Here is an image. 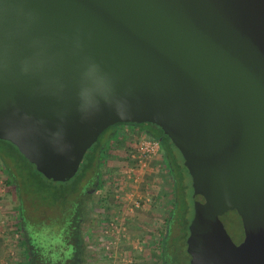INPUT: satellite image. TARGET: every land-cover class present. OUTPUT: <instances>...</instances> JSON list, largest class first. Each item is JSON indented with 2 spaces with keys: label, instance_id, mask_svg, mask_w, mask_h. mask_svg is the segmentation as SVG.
Returning <instances> with one entry per match:
<instances>
[{
  "label": "water",
  "instance_id": "water-1",
  "mask_svg": "<svg viewBox=\"0 0 264 264\" xmlns=\"http://www.w3.org/2000/svg\"><path fill=\"white\" fill-rule=\"evenodd\" d=\"M115 124L180 153L187 264H264V0H0V140L64 182Z\"/></svg>",
  "mask_w": 264,
  "mask_h": 264
},
{
  "label": "flooded vegetation",
  "instance_id": "flooded-vegetation-1",
  "mask_svg": "<svg viewBox=\"0 0 264 264\" xmlns=\"http://www.w3.org/2000/svg\"><path fill=\"white\" fill-rule=\"evenodd\" d=\"M140 137H148L156 144L153 161L163 168L162 178H165L167 183L164 184L167 190L165 189L166 193L162 194L161 200L160 211L163 217L158 226L154 227L156 233L154 232L151 246L153 264H176L175 246L188 239L194 211L192 209L189 215L186 200L182 198L177 185L178 180L173 170L174 156L169 148L174 146L158 128L148 124H115L105 129L84 154L81 161L85 159L83 171L74 190L50 202L22 189L10 166L9 158L0 151V203L6 215V224L11 225L13 229V216L18 212L23 232L27 227L34 228V224L42 228L66 222L73 243L76 241L75 234L81 239L80 264H100L104 256L102 243L105 241V229L110 220V213L114 206L116 213H121V209L126 207L125 194L142 182L135 181L134 176H131L136 170L131 152ZM22 158L25 159L23 156ZM120 162H125V165L119 166ZM126 167L133 169L132 174L127 173ZM135 197H140L139 193H135ZM181 206H184L183 212L180 211ZM139 208L140 206L134 211ZM14 239L18 241V245H22L24 255L29 260L30 251L25 233L22 242L17 236H14Z\"/></svg>",
  "mask_w": 264,
  "mask_h": 264
},
{
  "label": "rangeland",
  "instance_id": "rangeland-1",
  "mask_svg": "<svg viewBox=\"0 0 264 264\" xmlns=\"http://www.w3.org/2000/svg\"><path fill=\"white\" fill-rule=\"evenodd\" d=\"M138 143V140L135 142V144ZM134 144V145H135ZM172 150V154L174 156V163H173V170L175 177H177V185L180 190V193L182 195V198L186 200L187 207L189 208V215H191L192 212V183L191 178L189 174L187 173L183 159L180 155V153L177 151L175 147L170 146ZM0 151L2 154H4L7 158L10 160V166L14 170L15 175L17 179L20 181V184L22 185V189L25 192H31L34 195H36L39 199L43 197L47 201H52L60 195H66L72 192L74 188L76 187V181L79 179V177L82 174L83 171V164L84 161L81 162L79 165L78 171L75 174V176L69 180L68 182L61 183L59 181H49L45 179L41 174H39L35 167L31 165L29 162H27L25 159L22 158V156L17 152V150L8 142L0 141ZM133 151L131 154H133ZM130 154V155H131ZM117 165V164H116ZM119 166H124L125 162H120L118 164ZM161 165L158 162L153 161L148 167L145 174L143 175L142 182L139 184V186L136 188L134 187L131 192L135 193H141V195L145 196L143 200H141L140 208L137 210V212H140V217L142 219L134 218L130 223L128 224L130 226V235H133L134 241H138V246L140 248V254H137V264H153V249L152 241L153 237L155 235V228L157 227L160 220L163 217V213L160 211L162 208L161 206V200H162V194L165 192V189L167 190V186L164 184H167L165 181V178L163 177V168L160 167ZM125 169V168H124ZM127 171V167H126ZM166 193V192H165ZM116 206H114L112 212L110 213V217L116 218L119 217V213H116L115 209ZM184 211V206H181L180 211ZM137 213V214H138ZM143 216V217H142ZM1 219H5L4 217ZM115 221V220H114ZM189 221V217H188ZM36 223V222H35ZM39 225L34 224V227L38 229ZM155 232V233H154ZM12 238V237H11ZM104 238H106L104 236ZM141 244V245H140ZM185 242L178 243L175 247L178 251V257L175 261L176 264H187L186 263V257H185ZM135 245V244H134ZM10 250L7 248L5 250V247L1 249V256L6 253V256L9 258H12L15 263L18 262L19 259V245L18 241L14 239L13 242L9 244ZM103 246V243H102ZM133 246V245H132ZM1 247V246H0ZM184 248V249H183ZM103 249V248H102ZM122 249L126 248H120V245L117 246L116 250L117 253ZM104 251V249H103ZM102 251V252H103ZM12 253V256L10 255ZM118 258H120L118 256ZM100 264H109L106 260V257H103ZM110 264H119L118 259H116L114 262Z\"/></svg>",
  "mask_w": 264,
  "mask_h": 264
},
{
  "label": "trees",
  "instance_id": "trees-1",
  "mask_svg": "<svg viewBox=\"0 0 264 264\" xmlns=\"http://www.w3.org/2000/svg\"><path fill=\"white\" fill-rule=\"evenodd\" d=\"M37 228L27 227L23 232L30 251L28 264H80L81 239L75 234L73 243L68 223Z\"/></svg>",
  "mask_w": 264,
  "mask_h": 264
},
{
  "label": "built area",
  "instance_id": "built-area-1",
  "mask_svg": "<svg viewBox=\"0 0 264 264\" xmlns=\"http://www.w3.org/2000/svg\"><path fill=\"white\" fill-rule=\"evenodd\" d=\"M156 144L149 139L140 137L138 143L134 145V151L131 155V158L136 163V170L133 173L135 181H139V176L147 169L151 162L155 158ZM133 169L128 167L127 173L132 174ZM124 202L126 204L125 209L129 212H134L138 209L141 203L140 197H135L134 192H127L124 196ZM122 216L119 213V217L111 218L106 224L105 229V241L102 248L104 249V256L108 263L114 262L116 259H119L118 256H121V251L117 253L116 248L119 246V241L121 238L123 225L121 222ZM115 220V221H114ZM3 222H0L2 225ZM138 251V250H137ZM119 264H133V257L122 256L119 259Z\"/></svg>",
  "mask_w": 264,
  "mask_h": 264
},
{
  "label": "crops",
  "instance_id": "crops-1",
  "mask_svg": "<svg viewBox=\"0 0 264 264\" xmlns=\"http://www.w3.org/2000/svg\"><path fill=\"white\" fill-rule=\"evenodd\" d=\"M127 170H128V168H127ZM146 170L144 172H146ZM144 172L139 176V181H143L142 178H143V175L145 174ZM139 195H140V199L141 200H143V199L146 200V198H144L145 196L141 195V193ZM137 213H138L137 211L129 212L124 207L121 209V213H120V215L122 216L121 222H122V225H123V230H122L121 238H120V241H119V245H120V248L124 247L126 249H122L121 250V256H120L119 259H121L122 256L130 257L132 255L133 264H137L138 263L136 255L140 254L141 252H140V248L137 247L138 246V241L135 242L134 239H133V235H130V230H129L130 226L128 224H131L130 222L134 218L142 219L140 217L141 216L140 212L138 214ZM5 216H6L5 212L1 208V203H0V222H3V224L0 225V246H1L0 248L2 249V247L3 248L5 247V250H7V248L10 250L9 244L13 242V237L16 236V234L13 231L14 228L12 229L11 225L8 226L6 224V220L5 219L4 220L1 219L3 217L5 218ZM110 220H111V217H110ZM1 249H0V264H18V262L15 263V261H13L12 258H9L8 256H6V253H4L1 256ZM119 252H120V249H119ZM10 255L12 256V253ZM119 259H118V261H119Z\"/></svg>",
  "mask_w": 264,
  "mask_h": 264
},
{
  "label": "clouds",
  "instance_id": "clouds-1",
  "mask_svg": "<svg viewBox=\"0 0 264 264\" xmlns=\"http://www.w3.org/2000/svg\"><path fill=\"white\" fill-rule=\"evenodd\" d=\"M85 78L90 80L97 89H106L108 87L106 78L100 73L98 66L94 63L89 64L85 72ZM87 93V88L82 90V95H87Z\"/></svg>",
  "mask_w": 264,
  "mask_h": 264
}]
</instances>
